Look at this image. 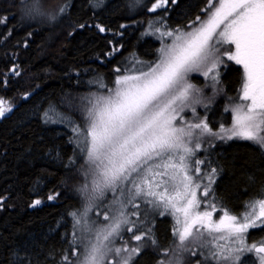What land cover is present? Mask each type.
I'll return each instance as SVG.
<instances>
[{
	"label": "snow or ice",
	"instance_id": "1",
	"mask_svg": "<svg viewBox=\"0 0 264 264\" xmlns=\"http://www.w3.org/2000/svg\"><path fill=\"white\" fill-rule=\"evenodd\" d=\"M171 2L175 4L176 0ZM103 3L93 0L95 8ZM167 4L168 0H155L149 8L143 0H129L128 7L133 12H155L167 11ZM20 6L22 20L52 23L67 14V6L58 13L46 11L41 0H20ZM163 20L161 16L156 21L161 27L150 21L152 31L144 33L160 40L155 61L116 69L114 88L97 79V93L83 98L84 124L61 114V122L66 120L72 126L74 156L78 154L84 164L79 169L83 183L75 189L82 205L68 213L73 236L60 264H133L144 240L151 239L158 247L148 226L157 216L165 215L177 218L179 243L164 251L169 258L159 264H181L185 253L202 257L200 264H244L243 257L252 252L257 254L259 264H264V240L259 246L246 242L250 229H264V199L247 204L250 211L242 215L225 210L213 220L215 205L207 201L213 196L212 184L218 170L202 172L200 166L206 162L196 158V150L205 141L211 148L212 139L239 138L264 150V0H220L218 6L209 8L207 19L197 17L199 26L194 24L191 31L170 29ZM85 27L81 23L74 31ZM98 27L100 32L106 31ZM232 61L243 66L242 100L232 108V125L221 124L214 132L197 115L198 106L209 109L212 97H206L190 77L202 73L211 78L215 88L219 70L223 68L226 73ZM11 110L0 99V117ZM186 110L199 122L185 120ZM210 164L208 161V167ZM68 167H75L73 157L68 158ZM204 180V196L198 199L197 189ZM108 192L112 199L101 222L92 213L101 207ZM41 203L37 199L32 206ZM202 207L205 210L201 211ZM126 233H132L131 239L139 243L128 247L123 239Z\"/></svg>",
	"mask_w": 264,
	"mask_h": 264
},
{
	"label": "trees",
	"instance_id": "2",
	"mask_svg": "<svg viewBox=\"0 0 264 264\" xmlns=\"http://www.w3.org/2000/svg\"><path fill=\"white\" fill-rule=\"evenodd\" d=\"M210 2L168 1L167 11L133 12L129 0H104L99 8L93 0H41L44 8L57 13L67 6L66 15L42 23L20 18V0H0V99L12 109L0 117V264H60L73 236L68 213L82 205L75 189L83 183L79 169L84 164L78 154L74 156L72 126L61 122V114L84 124L83 98L97 93V79L109 88L116 69L129 68L135 59L156 60L160 42L144 34L152 31L150 21L163 16L164 24L187 28L203 17ZM81 23L86 27L74 31ZM98 26L106 31L100 32ZM223 75V94L215 112H199L214 132L223 123L231 124L232 108L240 103L241 66L232 61ZM215 142L207 151L204 142L197 151L206 162L204 169L218 170L212 202L239 215L247 204L264 199V150L243 139ZM69 157L75 167H68ZM50 195L54 200L48 199ZM37 199L42 203L32 206ZM154 223L158 247L145 240L133 264H158L177 242L170 215L157 216ZM247 240L259 244L264 229H251ZM243 261L259 264L255 252L246 253Z\"/></svg>",
	"mask_w": 264,
	"mask_h": 264
},
{
	"label": "rangeland",
	"instance_id": "3",
	"mask_svg": "<svg viewBox=\"0 0 264 264\" xmlns=\"http://www.w3.org/2000/svg\"><path fill=\"white\" fill-rule=\"evenodd\" d=\"M168 1H171V0H168ZM144 2H149V4L150 3H152V2H155V0H153V1H151V0H143V3ZM176 2H177V0H176ZM219 3H220V0H211V2L209 3V8L210 7H212L213 5H216V6H218L219 5ZM151 7V6H150ZM209 8H208V10H209ZM208 10L204 13V15H203V17H200V20H204V19H207V16H208ZM153 23V25L155 26V27H161V24L160 23H157L156 21H153L152 22ZM163 23H165V22H163ZM196 23V24H195ZM194 24H195V26H199V23L196 21ZM168 26H169V28L170 29H175V28H177V27H175L174 25H169V24H167ZM148 27H149V24H148ZM192 27H193V25H191V26H189V27H187V28H185V27H181V28H183V30H185V31H191L192 30ZM150 29V28H149ZM150 30H152V29H150ZM157 37V41H159L160 42V40H159V38H158V36H156ZM170 42V41H169ZM160 47V46H159ZM231 50H233L234 51V46H232V49ZM140 61H144V62H151L149 59H135L133 62H131V64L129 65L130 67H129V69L130 68H133V67H138L139 66V62ZM234 62V61H233ZM239 66H241V68H242V71H243V73H244V70H243V66L242 65H239ZM145 71H147V69L145 68L144 69ZM220 79H219V82L215 85V88L213 87V83H212V81H211V78L210 77H204L203 75H202V73H192L191 74V77H190V82L191 83H193L194 85H196L198 88H201L202 89V91H203V93H204V95L206 96V97H212V104H211V106L209 107V109L206 111L205 110V108L204 107H202V106H198L197 107V115H198V117L200 118V119H203V120H205L204 119V117H200V115H199V112L200 111H204L206 114H209V113H213V112H215V107H216V104H217V102L219 101V99H221V95L223 94V89H222V85L220 84V81L222 80V78H223V74H224V70L221 68L220 70ZM127 74H129V75H133V74H135V73H133V72H128ZM243 79H244V75H243ZM242 86H243V81H242V83H241V86H240V90H239V94H238V98H239V101L241 102V100H242ZM115 87V84H112V85H110V87L109 88H114ZM232 115H233V113H232ZM183 116H184V119L185 120H188V121H190V122H192V123H197V122H199L197 119H195V118H193V115H192V113H191V111L190 110H186L185 111V113L183 114ZM207 122V121H206ZM208 123V122H207ZM231 124L230 125H228V126H225V127H230L231 125H232V123H233V121H232V118H231V122H230ZM209 124V123H208ZM224 124V123H223ZM225 125V124H224ZM209 127H211V125L209 124ZM212 128V127H211ZM213 129V128H212ZM234 140H241V139H239V138H234ZM213 141H216L215 143H217V142H227V141H220V140H217V139H212L211 140V143H213ZM229 141V140H228ZM207 142L205 141V144H206ZM207 147L208 146H206L205 145V147H204V149H207ZM199 150H202V148L201 149H199ZM199 150H196V151H199ZM196 158L197 159H200L198 156H196ZM206 166V163L205 164H202L200 167H201V170H202V172H204V171H210L211 170V168L210 169H204V167ZM157 171H159V170H157ZM193 175H199V174H193ZM156 179H160V177L159 176H157L156 177ZM201 183V187L199 188V189H197V196H198V199H200V198H202L203 196H204V191H203V185L204 184H206L207 183V180H204V181H202V182H200ZM212 189H214V182H213V184H212ZM211 196H209L208 197V201H207V203H209V204H214L215 205V209H216V211L215 212H213V220H218L219 219V216L220 215H222L223 214V212L226 210V211H228L227 209H223V210H220V209H218V207H217V204L216 203H213L212 202V197L210 198ZM112 199V193L111 192H108V193H106V198H104L103 199V203H102V205H101V207L100 208H96V209H94L93 211H94V213H92V214H95L96 216L95 217H98L99 218V220H104V210H105V207L108 205V202L110 201ZM52 200H54V199H52ZM41 201V200H40ZM137 203H140V201H137ZM201 211H203V210H205L203 207L200 209ZM209 211H211V209H208ZM245 211H250V209L249 208H247ZM245 211H243L241 214H239V215H242L243 213H245ZM231 215H236L235 213H233V212H230V211H228ZM238 215V216H239ZM171 217H172V219L174 220V222H175V229L174 230H176V231H178L179 230V228H180V225L179 224H177L176 223V217L175 216H172V215H170ZM148 227H150L151 229H152V231L154 232V238H155V230H154V227H155V223H154V220L152 221V223L148 226ZM251 230V229H250ZM249 230V231H250ZM136 234H141L140 232H137ZM126 235V234H125ZM124 235V240L125 241H127L128 242V244H127V246L128 247H132V246H135V245H137L139 242H136V241H134V240H132L131 239V236H125ZM249 235V234H248ZM178 236V235H177ZM209 240H211L212 239V237L211 236H208L207 237ZM247 238H248V236L246 237V242L249 244V245H251L252 243H250V242H248V240H247ZM144 238L142 237V240H143ZM177 243H179V239L177 238V242L173 245V247L172 248H175V246H176V244ZM146 245V241L144 240V246ZM171 248V249H172ZM143 249V248H142ZM169 250V249H168ZM193 251H196L195 249L193 250ZM169 257L168 256H165V255H163V257L160 259V261L161 260H166V259H168ZM256 258L258 259V256H257V254H256ZM109 259L111 260V257H109ZM202 259V257H199V256H193L191 253H185V254H183L182 256H181V264H200V260ZM258 261H259V259H258ZM158 264H159V262H158ZM213 264H214V262H213Z\"/></svg>",
	"mask_w": 264,
	"mask_h": 264
},
{
	"label": "clouds",
	"instance_id": "4",
	"mask_svg": "<svg viewBox=\"0 0 264 264\" xmlns=\"http://www.w3.org/2000/svg\"><path fill=\"white\" fill-rule=\"evenodd\" d=\"M46 11H51V12H54L55 10L54 9H50V8H44ZM17 12H18V14L20 15V16H22L23 15V13H22V11H21V6H20V4H18V6H17ZM25 20H27V19H25ZM37 21H39V22H42V23H46V21H44V20H40V19H37Z\"/></svg>",
	"mask_w": 264,
	"mask_h": 264
},
{
	"label": "water",
	"instance_id": "5",
	"mask_svg": "<svg viewBox=\"0 0 264 264\" xmlns=\"http://www.w3.org/2000/svg\"><path fill=\"white\" fill-rule=\"evenodd\" d=\"M257 246H259V244H257Z\"/></svg>",
	"mask_w": 264,
	"mask_h": 264
}]
</instances>
